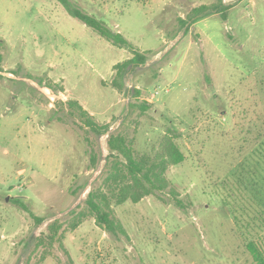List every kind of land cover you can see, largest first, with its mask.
Segmentation results:
<instances>
[{
	"label": "rangeland",
	"instance_id": "rangeland-1",
	"mask_svg": "<svg viewBox=\"0 0 264 264\" xmlns=\"http://www.w3.org/2000/svg\"><path fill=\"white\" fill-rule=\"evenodd\" d=\"M66 1L147 58L117 89L114 66L132 52L60 0H0V264H254L245 244L264 242V0H222L196 21L191 10L217 0ZM68 99L108 130L86 133L58 103ZM172 131L184 160L166 177L183 206L167 189L113 205L124 235L90 217L69 228L110 133L153 154ZM55 219L71 260L57 242L36 246Z\"/></svg>",
	"mask_w": 264,
	"mask_h": 264
},
{
	"label": "trees",
	"instance_id": "trees-1",
	"mask_svg": "<svg viewBox=\"0 0 264 264\" xmlns=\"http://www.w3.org/2000/svg\"><path fill=\"white\" fill-rule=\"evenodd\" d=\"M60 2L71 15L85 23L111 44L119 48H126L133 53V57L118 62L114 66L113 86L122 89L125 74L146 60L145 52L136 49L120 32L108 27L101 19H96L76 8H71L66 0H60ZM223 6L222 0H217L210 5L201 4L194 7L188 17L190 20L196 21ZM47 86L52 87L53 85L48 84ZM58 103L67 105L70 114L79 118L86 133H89L90 130L99 137L108 130V124L99 123L76 99L58 100ZM146 108L147 106L143 104L142 109ZM171 133V135L167 134L162 138L159 148L153 154L136 151L132 139L128 138L126 134L110 133L107 139L109 152L105 158L106 162L102 174L87 192L82 206L80 205L78 210L72 209L70 211L72 221L69 228H76L81 221L90 217L103 231L124 235L125 230L122 224L112 214L113 205H121L128 200L136 203L147 195L164 192L167 189L171 197L175 199V203L183 206L176 191L169 187V181L166 177V171L170 166L179 164L184 160V154L174 140L177 135L173 131ZM84 139L86 143L92 145L89 136H85ZM89 158L91 166L95 167L99 155L92 150ZM14 201L19 202L16 199ZM20 205L29 212L37 223L43 221L44 218L36 216L27 205L23 203ZM62 225L63 223L58 219L47 224V232L36 238V246L51 247L53 243L57 242L67 258L70 259L63 245ZM259 241L251 239L245 244L254 264H264V242L263 240Z\"/></svg>",
	"mask_w": 264,
	"mask_h": 264
}]
</instances>
